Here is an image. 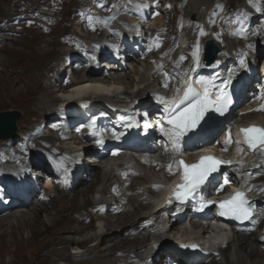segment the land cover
<instances>
[{
  "label": "bare ground",
  "instance_id": "obj_1",
  "mask_svg": "<svg viewBox=\"0 0 264 264\" xmlns=\"http://www.w3.org/2000/svg\"><path fill=\"white\" fill-rule=\"evenodd\" d=\"M82 1L84 2V0H44V4L48 5V16L52 18L44 19L47 27L32 26L27 30L26 37H12L13 42L8 47L17 57L28 61L27 67L18 69L21 74L18 78L22 81L21 89L23 90L21 91L26 96L24 113L31 114L30 116L34 118L31 122L32 126L25 129L26 133H22L27 139L23 142L25 144L22 143L21 149L10 147V141L7 140L9 138L4 140L0 138V156L7 158L4 160L5 163L0 162V178L8 181V185L3 186L5 194L0 193V264H15L18 260L27 264H139V262L147 264L149 259L154 260L153 264H158L160 261L162 264H264V215L257 217L256 226L251 225L246 231H235L228 242V249L220 246L213 248L212 250L219 251V257L215 256L211 250L197 252L194 249L183 248L186 243L201 246L200 240L207 233L208 227L202 225L193 216L191 206H181L186 211L179 214L174 213L172 209L156 210L152 205L154 188L159 183L157 178L159 179L161 174L164 177L171 175L167 166L172 162L171 158L178 153H173L171 144L163 135L156 134L154 131L151 135L147 134V131L144 136L139 135L138 139L144 144L138 145L134 153L141 154L143 159L131 157L118 162L116 168L111 166L106 168L102 165L103 161L109 158L119 159L126 152L111 141L103 139V143L96 147L84 145L81 149L84 153L90 154L86 162H91L86 165L80 162L81 158L78 159L81 149L77 154L76 148L67 143L70 140H75L73 141L75 143L78 137L85 136V131L89 130V118L95 114L98 116L97 130L104 127V131L108 132L112 126L118 128L113 118H116L117 114L127 115L132 111L129 109L124 112L119 107L115 108L114 102L131 104L132 99L139 97L138 104L142 101L146 102L142 104L143 110L140 114L141 122L144 121L143 112L152 106L150 100L167 93L168 89L179 82L182 74L194 66L192 52L199 32L203 28L218 29L216 35L206 31L205 36L217 40L220 52L207 73L203 69L195 70V75L201 74L206 77L216 75V84H221L228 78L230 69L235 70V75L232 77L233 83L240 70H246L250 78L254 77L253 70L258 68L259 63L254 60L255 55L250 58L252 63L247 61L248 52L252 50V47H248L250 44L247 39L248 31L251 29H245L247 28L245 24L247 21L255 22L258 15L263 13L261 11L264 9V0L242 1L241 5L238 4L237 10L230 9V12L228 10L232 0L227 2L221 0L213 5L216 6L213 10L207 13L204 27L199 26L197 20H195L197 23L187 20L189 16L197 15L200 9L198 4L205 0H182L176 13L184 14L186 19L181 22V31L177 34V50H171L170 43V51L167 53H162L167 47L166 38L170 34H175L180 23L176 26L173 22L169 23L170 27L167 29L169 32L165 36V32L162 31L167 22L162 17L156 15L150 34H148L150 27H146L141 20L152 11L163 10V6H152L151 1L141 2L140 0H87L88 4H85L83 10L80 9V12L84 13L82 16L80 12L76 14L75 10L70 8L72 4ZM51 2L54 4L52 5ZM111 2L115 3L111 4L112 7L114 5L117 7L111 8L109 6ZM101 3H103L102 6ZM143 4L149 7L138 10L137 6ZM212 4L211 2L210 6ZM218 4L227 8L226 14L221 12V17L227 18L228 22L220 18L216 20V17L211 15L214 11L220 10L217 8ZM206 12L201 11L202 20ZM124 13L138 14V16L134 19L127 17ZM96 14L99 18H114L107 20L106 23L103 20L96 22ZM233 14L235 19L231 20ZM41 15L45 16V14ZM88 16L94 18L91 25L88 22ZM213 19L215 23L211 22ZM15 21H20L22 24L28 22L24 16H18L6 23L3 22L4 26H1V29L13 27L11 23ZM35 21L42 22L39 18H35ZM241 21L246 33L243 36L239 34ZM125 29L129 32H125ZM257 29L258 33L261 32V40L264 42V18ZM132 31L133 35L130 36ZM205 36L199 48V55ZM144 38L145 41L149 39L147 44ZM109 46H112L113 50ZM109 49L113 53L108 52ZM128 51H130L129 54L126 53ZM260 52L258 58L262 57ZM160 53L167 56L168 62H160L161 58L151 60V65L144 62L146 58L150 60L156 54L159 57ZM245 53L248 67L241 69L239 59ZM93 57L97 60L102 58L105 62L102 64L104 66L94 67ZM141 61L144 64L140 72ZM216 61L220 63L216 64ZM256 77L258 78L259 74ZM232 82L230 84L234 91L232 104L224 118L230 119L238 114L234 121L247 122L255 119L264 124V110H256L264 104V99H257L261 95V88L264 87V79L259 86H255L256 96L246 101L244 100L250 92L249 84L246 82L242 85H233ZM165 83L168 87H164ZM5 91H7L6 88L3 89V92ZM58 93L62 95H57ZM67 93L69 97L64 96ZM1 95L3 94L0 92ZM82 95L85 96L81 99L87 97L85 99L88 101L85 104H88V108L80 104L82 100L79 98ZM2 102L4 101H0ZM137 107L134 106L132 109L134 108L137 112ZM66 110H71L72 113L66 114ZM101 111L108 112V115H103L104 112ZM24 113L19 112L15 120L16 132L17 129L20 131V126L24 125L17 121ZM43 116L44 118L53 116L51 119L53 122L46 125V121L40 120ZM55 116L58 117L55 118ZM105 116H109L110 119H105ZM28 118L22 117V121ZM72 119L82 120L76 125L85 122L84 129L77 131L72 126ZM228 121L202 122L192 134H187L181 143L193 142L202 145L199 147L215 145L221 152L226 153L224 145L219 146L221 139L217 141V137L212 138L214 134L231 128V121ZM33 126H39L36 136L34 132L33 136L31 135L34 131ZM148 129L152 131L153 127ZM92 139H95V136ZM2 144L9 145L10 148ZM33 144L41 146L44 151L38 148L34 150ZM28 147L29 150L33 149V154L25 151ZM229 154L230 151L226 153V155ZM131 162H138L144 170L132 168ZM30 165L36 166L33 174L52 182L46 184L42 196H38L41 180L31 181L32 179L23 178L20 174L8 175V172L13 169L15 172L26 170ZM240 167L243 176H253L262 170L263 174L251 178L249 184L250 192L255 197L257 212L264 214V191H260L264 189V160L258 161L253 158ZM227 172L231 174L229 169ZM83 180H88L84 187L73 193L69 192ZM231 180L239 183L235 176H232ZM213 189L211 183L200 193L203 196L210 195ZM156 195V205H160L163 199L159 200V194L156 193ZM158 213L163 215L161 223H165L166 219L167 223L173 220L172 226L180 222L182 215L186 214L184 218H188L190 228L187 231L182 228L185 222L179 223L178 227L171 230L175 231L177 239L173 237V240L166 241L167 245L154 253L159 256L158 259L154 254L147 258V255L136 249L146 248L148 236L153 235L154 231L156 232L154 236H164L166 224L159 227V221L152 220ZM145 221H151L153 225L146 234L143 233ZM115 231L117 233L112 234ZM126 232H131L132 237H129ZM70 241H73L77 248L83 249L71 251L68 246ZM106 249L109 251L108 254L105 252ZM118 252H121V255L117 256ZM72 255H77L79 258L73 259ZM5 257H7L6 260ZM220 259L222 261H219Z\"/></svg>",
  "mask_w": 264,
  "mask_h": 264
},
{
  "label": "rangeland",
  "instance_id": "obj_2",
  "mask_svg": "<svg viewBox=\"0 0 264 264\" xmlns=\"http://www.w3.org/2000/svg\"><path fill=\"white\" fill-rule=\"evenodd\" d=\"M140 1L141 2H143V1L144 2L151 1L152 6L153 5L154 6H158V7H162L163 6V8H164L163 10H155V11H152V12H150L149 15H147V16L144 17L143 24L146 25V27L147 26L150 27V29H148V34H150L152 32L151 25L153 24V21H154V19L156 17V13H159L158 15L160 17H162L163 20H166V22H167L165 24V26H164L163 31H162V32H165V36L169 32V30H167L170 27L169 23L173 22L175 26L180 23L179 26H178V30L175 32V34H170L166 38V46L167 47H165L163 49L164 51H162V53H167V52L170 51V47H171L170 46V43L172 45L171 50H174V51L177 50V34L180 33V31H181V28H180L181 22L184 19H186V18H185V15L184 14L176 13V10L178 9L179 4L181 2H183V1L182 0H140ZM218 1H221V0H218ZM242 1L245 2V0H241V1L237 0V2H236V0H232V2H230V8H229L228 12H230V9L231 10H235L237 8V6L241 5ZM211 2L213 3L214 0H205L201 4H198V6L200 5V9L197 12V15L196 16L195 15L189 16V18H188L187 21H192L193 22V21L197 20V22L199 21L198 23L202 22V15L203 14L200 15L201 14V11L202 12H206L207 11V8L210 7ZM225 2H227V0H225ZM86 3L88 4V1L87 0H84V2L82 1V2L76 3L75 5L72 4V6H70V8L72 10H75V13L76 14H79V12L81 10H83V8L87 5ZM112 3H114V2H111L110 5H109V6H111V8H113L112 7V5H113ZM51 4L53 5L54 2H51ZM82 4H83V6H82ZM102 4L103 3H101L100 5H102ZM214 5H216V4H214ZM47 6L48 5L44 4V0H0V35H1L0 36V92L3 94V95L0 96V101H4V102L0 103V113L1 112H4V111H9V110H18L20 113H24V110H25V107H26V96L23 95V93L21 91V90H23V89H21V87H22V81L19 80V78H18L19 75H21L19 73L18 69H23V68L27 67L28 61L25 58L20 59L19 57H17L8 47L13 42L12 37H16V38L17 37H26V35H28V31L27 30L29 28H31L32 26L36 25V26H39L41 28H46L47 27V25L44 22V19L45 18H47L48 20H51L52 19V18H50V16H48L49 15V13H48L49 10L47 9ZM122 6L125 7V5H122ZM212 7L215 8L216 6H212ZM226 11H227V8H225V6H223L222 13H225L226 14ZM261 12H263V13H261L260 15H258V19L255 22H252L251 23L250 21H247V23L245 24L246 27H247L245 29H251V31H248L249 33L247 34V39L249 41V44L252 46V50L248 52L249 57L247 58V61H248V63H252L251 60H250V58H251V56H254L255 55V59L254 60L257 61V63H259L258 64V68H257L259 71L256 68H255L256 70H253V73L254 74L253 73L252 74H253L254 77H252L253 78L252 79V78L249 77L248 71H246V70H240L239 71V75H236V78L234 79V82H236L237 85H242V84H244V83L247 82L249 84V86H250L249 96L246 97L244 101H246L248 99H251L254 96H256L255 94H257V88L255 86L256 85L259 86L262 83L263 79H264V42L261 40V38H262V36H260L261 35V32L258 33L259 30L257 29V28L260 27V22L264 18V9ZM41 14H45V16H42ZM124 14L127 17H132L134 19H137V16H138V14H136V15H132V14H129V13H124ZM211 15H212V13H211ZM18 16H24L27 19V21L28 22L31 21V23L23 22V24H22L20 21L19 22L15 21L13 23L8 22V23L13 24V27H11L9 29H1V26H4V23H6L7 21L11 20L12 18H15V17H18ZM98 16L99 15H97V14L95 15V17H98ZM251 16H254V15H251ZM234 17H235V14H233L232 18L230 17L231 20H234L235 19ZM35 18H39V20L42 21V22H36L35 21ZM197 18H199V19H197ZM218 19L219 18H217L216 20H218ZM222 20H223V18H222ZM197 22L195 21V23H197ZM248 26H249V28H248ZM250 26H251V28H250ZM228 27L230 28V26H228ZM233 28H235V27H233ZM253 30H255V31H253ZM124 31L125 32H129L126 29ZM206 31H209L208 33H211V34L216 35L218 29L216 27H210V28H207V29L203 28L204 35H201L200 34L201 31H200L199 32V36H198L197 41H196V45L198 43L199 44V48H200V46L202 44V39L204 38V36L206 34ZM182 33H184V32H182ZM253 33H255V34H253ZM129 35L130 36L133 35V31ZM161 35H163V34H161ZM134 36H135V34H134ZM147 36L148 35H146V37ZM175 37H176V39H174ZM148 38H149V36H148ZM138 39H140V38H138ZM215 39H217V38H215ZM148 41H149V39L145 41V38H144V42H146V44H147ZM109 47L112 49V46H109ZM108 52L113 53L110 49L108 50ZM259 52L262 54V57H260V58H258ZM126 53L129 54L130 51H128ZM162 53L159 54V57L156 56L158 54L154 55L153 56L154 58H152L150 60L146 58L144 60V62L147 63L148 65H151L152 61H154V59H157V58H161V59H159V61L162 62V63L163 62H168L167 56H165ZM163 57L165 58L166 61L163 60L164 59ZM93 59H94V63L93 64L95 65L94 67H97V66L98 67H102V66H104L102 64L105 63V62H103V59L102 58H100V59L97 60V58H94L93 57ZM91 60H92V58H91ZM254 60H252V61H254ZM141 62H142L141 65H140L141 67H139L140 68L139 69L140 72L143 70V66L142 65L144 64L143 61H141ZM100 63H101V65L99 66ZM257 74H259V77L258 78L256 77ZM240 81H241V83H240ZM4 86H6V87H4ZM4 88H6L7 91L3 92V89ZM18 88H20V90ZM13 90H15V94H13ZM57 95H59V93ZM130 96L133 97L134 95H130ZM137 98H139V97H137ZM30 115L31 114L24 113V114H22L17 119L18 122H22L21 124H24V125L23 126H20V131L17 129L16 134L11 139V142H9L10 143V147L13 146L14 148H20L22 146V143L26 141L27 138H24L23 137L24 135L22 133H26V130L25 129H28V127L32 126V123L31 122H32V120H33L34 117H32ZM139 116H141V115L139 114ZM235 116L237 117L238 114H235L234 117ZM22 117H26V118L29 117V118L27 120H25V121H22ZM57 117L58 116H55V118H57ZM52 118H53V116H47L45 118L43 116L42 118H40V120L41 121H46V125H48L49 122H53V120H51ZM59 124H60V121H59ZM43 126H44V124H43ZM33 127H34V131H32L31 135L33 136V132H34V134H35L34 136H36V135H38V132L36 130H37V128L39 126L38 127L33 126ZM31 135L28 133V136L29 137ZM18 143H20V145ZM17 144H18V146H17ZM23 144H25V143H23ZM33 145H34L33 146V149L34 150L38 148V149L44 151V148H42L41 146L36 145V144H33ZM2 146L9 147V145L6 146V144H4V145L2 144ZM33 149L31 148V150H29V147H28V149H26L25 151L29 152L30 154H33V152H32ZM89 155H90L89 153H86L83 158L79 159L80 157H78V159L80 160V162L82 164L86 165L88 163L86 161H87V159H88L87 157ZM5 159H7V158L0 156V162L5 163V161H4ZM8 164H10V163L8 162ZM88 164H91V162L88 163ZM10 165H12V164H10ZM131 165H132V168H134V169L136 168L137 170H141V168H142L138 164V162H132ZM35 167H36L35 165H30V166H28V168H26V170H18L17 172H15V169H13L11 172H8V175L10 174L9 176H12L14 174H20L23 178H26L28 180H31L32 179L31 181H35L37 179H38V181L41 180L42 182L40 181V187H39V191H38V196H42L43 192L45 191L46 184L47 183H52V182L49 179L41 178L40 176H37V175L33 174ZM5 169L6 168H4V170ZM1 170H3V169H1ZM115 170L117 171V169H115ZM143 170L144 169L142 168V171ZM155 172H156V170H155ZM48 181H50V182H48ZM87 183H88V180H83V181L79 182L76 185V187H74L69 192L70 193L71 192L73 193L75 190L84 187ZM156 187H158V185ZM156 187L154 188L155 190H154V193H153V196H152L153 197V201H154V202L152 201V205L153 206H155L156 203H157V201H155V200H157V195H156L157 188ZM154 195H156V196H154ZM112 209H115V208H112ZM185 215L186 214H184V216ZM162 216L163 215L161 213L160 214L158 213L157 216H154L152 220H155L156 219L157 221H159V224H158L159 227H162L163 224L164 225L166 224V226H165L166 232L164 233V236L163 235H158V237H156V235L154 236V234H156V232L154 231L153 232V235L151 234L152 236L151 235L148 236V241H146V245H147L146 248H144V249H142V248L136 249V251H139V252L143 253L144 255H147L146 256L147 258H150L151 256H153V254L155 252H157V251H160L161 248L163 249V247H165V245H167V242H169L168 240L171 241V240H173V237L176 238L175 233H174L175 231L173 232L171 230H173L174 227H178V224L181 223V221H182L181 220L180 222H178V223L174 224V226H172L173 220L172 221H169L167 223V219H166L165 220V223L164 222L161 223L160 221L163 218ZM182 219L183 220H188V218L184 219L183 217H182ZM152 227H153V225H152L151 221L150 222L145 221L144 222V227H143L144 230L142 229L143 230V233L146 234L147 231H150L152 229ZM166 227H168V228H166ZM116 233H117V231L113 232L112 234H116ZM126 234H128L129 237H132L131 232H126ZM165 234L166 235L168 234L169 236L167 237ZM77 237L78 236H76V238ZM97 241H99V239ZM68 246H69L70 250L73 251V252H75L76 250L78 251V250H82L83 249L81 247L77 248V246L75 245V243L73 241H70L68 243ZM224 249H228V246H226ZM105 252H106V254H108L109 251H107V249H106ZM228 252H229V250H228ZM119 255H121V252H118L117 253V256H119ZM158 257L159 256L155 255V258L158 259ZM72 258L73 259H77V258H79V256H77V255L76 256H73L72 255ZM6 259H7V257H5V260ZM219 261H222V259H220ZM153 262H154V260H151L150 261V259H149V261L147 262V264H153ZM15 264H27V263H22L21 261L18 260V261H15ZM139 264H141V262H139ZM158 264H162L161 261L158 262Z\"/></svg>",
  "mask_w": 264,
  "mask_h": 264
},
{
  "label": "snow or ice",
  "instance_id": "obj_3",
  "mask_svg": "<svg viewBox=\"0 0 264 264\" xmlns=\"http://www.w3.org/2000/svg\"><path fill=\"white\" fill-rule=\"evenodd\" d=\"M251 2V0H250ZM102 6V5H101ZM113 7H117L114 5ZM138 10L149 7L147 4L138 5ZM221 11H223L222 5H217ZM259 10V9H257ZM159 13H156L158 15ZM83 16L84 13H81ZM217 12H213L212 16L216 17ZM114 17L108 18H95L96 22H107ZM90 25L93 23L94 18L92 16L87 17ZM225 22L227 18H223ZM215 23V19L211 21ZM31 23V21H29ZM239 29L240 35H245V29L242 26ZM204 35L203 29L200 32ZM255 34V33H253ZM158 46V44H157ZM248 47H252L249 45ZM246 53L241 55L239 59V68L246 69L248 67L246 62ZM193 62L195 67L191 71H195L196 68L203 67L199 59V44L194 47L192 52ZM183 59V57H181ZM220 61H216L219 64ZM235 75V70L230 69L228 78L223 80V83L216 84V75L212 77H199L193 80L189 77L187 86L183 90V94L178 98L169 101L166 97L159 96L157 99L163 104L161 120L163 121L159 125L160 133L171 144L173 153L181 151V142L184 140L187 133L197 128L204 120L205 115L210 111H215L223 115L229 110V106L232 104V95L228 91V87L232 82V77ZM198 86V87H197ZM164 87H168L167 83ZM179 91V89H177ZM257 99H264V87L261 88V95ZM256 110H264V104ZM167 125V126H165ZM128 127H131L129 124ZM151 127L149 124H145V128ZM89 132L95 134L93 129L94 125H88ZM79 131V129H77ZM122 135V134H121ZM114 138L119 139V135L113 133ZM236 144L237 153H243L245 151L242 145L247 147V150L254 155H258L264 160V127L250 125L247 127H240L237 130V139L233 141L231 130H229L226 139L223 142L224 150H227L228 145L232 143ZM97 143H103V140H98ZM115 155V153H113ZM236 163H242V161H236ZM232 160H224L214 155H202L193 163H187L183 159H175L168 164V170L170 173L173 171V167L179 169L181 183L175 185L172 196L166 201L167 204L173 203V200L183 204L190 198L195 196L202 190L203 186L209 182L213 174L221 171L222 165H232ZM228 173H224L223 183L219 184L215 190L220 192L224 185L228 184ZM251 190V188H249ZM264 191V189H260ZM215 204L218 209V214L222 217H226L232 220L244 222H251L253 225L257 223V217L264 215L255 211L253 202L249 201L244 191H235L228 199L216 201H201L200 209H204L209 205ZM195 247V245H193Z\"/></svg>",
  "mask_w": 264,
  "mask_h": 264
},
{
  "label": "water",
  "instance_id": "obj_4",
  "mask_svg": "<svg viewBox=\"0 0 264 264\" xmlns=\"http://www.w3.org/2000/svg\"><path fill=\"white\" fill-rule=\"evenodd\" d=\"M18 115L19 112L17 110H9L0 113V138L5 139L15 135V120Z\"/></svg>",
  "mask_w": 264,
  "mask_h": 264
}]
</instances>
